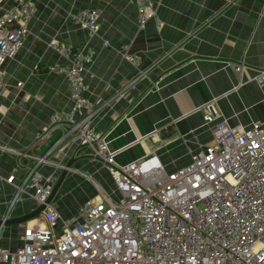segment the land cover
<instances>
[{"label": "crops", "instance_id": "0c3cea01", "mask_svg": "<svg viewBox=\"0 0 264 264\" xmlns=\"http://www.w3.org/2000/svg\"><path fill=\"white\" fill-rule=\"evenodd\" d=\"M15 1L1 0L0 5L8 9ZM155 1V18L141 26L137 0H35L23 46L3 66L0 219L8 208L12 218L35 210L39 205L29 176L37 171L46 177L57 163L72 161L73 172H67L62 184L68 187L67 199L60 195L57 208L53 204L59 216L56 232L78 216L84 203L117 193L93 149L74 141L65 125L52 129L50 153L36 139L38 131L52 127L56 111L73 106L67 78L47 72L68 63L49 47L52 40L92 56L82 73L84 95L95 111L92 125L103 134L117 165L156 153L166 166H183L189 155L212 143L216 122L246 128L264 122V81L259 80L264 71V0ZM93 9L99 13L97 31L69 18ZM236 64L244 65L241 74L234 72ZM44 153L50 165L36 166L34 156ZM44 219L3 227L0 247H22L27 225L42 226Z\"/></svg>", "mask_w": 264, "mask_h": 264}, {"label": "built area", "instance_id": "2783aa9c", "mask_svg": "<svg viewBox=\"0 0 264 264\" xmlns=\"http://www.w3.org/2000/svg\"><path fill=\"white\" fill-rule=\"evenodd\" d=\"M34 3L16 0L8 9L0 5V93L6 80L3 66L23 46L36 13ZM136 7L139 25L155 18V0H137ZM98 17L94 9L69 15L90 31L99 29ZM49 47L68 59L48 70L67 78L73 106L55 112L52 127L38 131L36 139L50 153L52 129L65 125L74 141L93 149L121 197L84 203L60 232L54 230L58 213L48 204V224L27 228L25 244L16 251L0 247V263L264 264V122L248 128L216 122L212 143L174 172L167 171L156 153L117 165L103 134L92 125L95 111L84 95L82 73L91 55L55 40ZM128 59L137 62L135 56ZM244 68L236 64L233 70L241 74ZM259 80L264 81V71ZM38 162L51 163L47 157ZM66 168L57 163L56 171L46 177L37 172L29 176L28 186L38 204L46 203L59 179L58 170Z\"/></svg>", "mask_w": 264, "mask_h": 264}, {"label": "water", "instance_id": "95a60500", "mask_svg": "<svg viewBox=\"0 0 264 264\" xmlns=\"http://www.w3.org/2000/svg\"><path fill=\"white\" fill-rule=\"evenodd\" d=\"M72 165V161H70L67 166L71 167ZM67 170H64L62 172V174H60V178L58 180V182L56 183V185L54 186L52 193L50 195V197L47 199L46 203L49 204L50 202L53 201L55 195L59 192L64 179L66 177L67 174ZM45 204L40 205L39 207H37L35 210H33L32 212H29L21 217H11V210H9L6 214L10 217V218H4L0 220V230L3 229V227H7L9 225H16V224H20V223H25L27 221H30L32 219H34L35 217H38L40 215L43 214V212L45 211Z\"/></svg>", "mask_w": 264, "mask_h": 264}, {"label": "rangeland", "instance_id": "374dc122", "mask_svg": "<svg viewBox=\"0 0 264 264\" xmlns=\"http://www.w3.org/2000/svg\"><path fill=\"white\" fill-rule=\"evenodd\" d=\"M239 65H241V66H243V64H239ZM211 121V120H210ZM213 128V126L211 125V129ZM30 154V153H29ZM41 157H47V159H48V155H47V153H44L42 156H34V160H35V158H36V160H35V162H36V166H37V164H42V163H39L38 162V158H41ZM191 156L189 155V158H190ZM189 161H190V159H189ZM47 164H49L50 165V163H47ZM74 165H76V164H74ZM165 165V164H164ZM171 165V166H170ZM170 165H168V166H166V169H167V171L168 172H174L178 167H174L175 165H177V163L176 162H172ZM180 167V166H179ZM72 173V172H71ZM109 175H110V173H109ZM113 180V179H112ZM113 183H114V181H113ZM115 185V183L114 184H112L111 186L113 187V188H115L116 186H114ZM64 188H66V190L68 189V187H65V185H63L62 187H61V189L59 190V195L52 201V203L54 204V206L56 207V205L58 204V199L60 198V195H62L63 196V198H64V200H66L67 199V196H65V192H64ZM20 191H22V188H20L19 189ZM80 191V189H78V192ZM116 191H117V193H116V195L114 196V198H119V197H121V194H120V192L117 190V188H116ZM68 192V191H67ZM74 193H75V191H74ZM58 201V202H57ZM57 208V207H56ZM8 210H11L10 208H8ZM7 210V211H8ZM7 213V212H6ZM5 213V214H6ZM1 219H4V218H1ZM0 219V220H1ZM4 248V247H3Z\"/></svg>", "mask_w": 264, "mask_h": 264}, {"label": "clouds", "instance_id": "9594fccd", "mask_svg": "<svg viewBox=\"0 0 264 264\" xmlns=\"http://www.w3.org/2000/svg\"><path fill=\"white\" fill-rule=\"evenodd\" d=\"M48 69H49V68H48ZM56 112H57V111H56ZM49 141H50V140H49ZM48 145H49V143H48ZM44 147H45V146H44ZM51 147H52V144L49 146V148H51ZM45 149H46L47 151H49L48 147H45ZM53 150H54V149H53ZM53 150H52V151H53ZM52 151H51V152H52ZM17 153H19V152H17ZM19 154H20V153H19ZM48 159H49V155H48ZM49 160H50V159H49ZM61 164H64V163H61ZM64 165H65L67 168H66V169H63V170H60V171L63 172L64 170H67V171L69 172V171L72 170V168H71V167H68L67 164H64ZM60 171L58 170L59 178H60V174L62 173V172L60 173ZM35 172H37V171H35ZM72 172H73V170H72ZM58 180H59V179H58ZM64 180H65V179H64ZM57 182H58V181H57ZM57 182H56V183H57ZM55 185H56V184H55ZM20 188H22V187L17 188V189H18V192H20V190H19ZM53 188H54V187H53ZM22 191H23V188H22ZM51 193H52V192H51ZM49 197H50V196H49ZM49 197H48V198H49ZM35 200H36V199H35ZM37 203H38V202H37ZM38 205L40 206V205H42V204H38ZM47 205H48V204L45 203V206H46L45 211H46V209H47ZM49 205L53 206V203L50 202ZM39 206H38V207H39ZM53 207H54V206H53ZM10 209H11V208H10ZM8 211H9V210H8ZM8 211H7V212H8ZM45 211L43 212L42 215H40V216H44V218H45V219H44L45 222H43V225L40 226V227H44V226H46V225L48 224V223H47V220H46V217H45ZM56 211H57V210H56ZM79 211H80V210H79ZM40 216H38V217H40ZM58 217H59V216H58ZM35 218H37V217H35ZM35 218H34V219H35ZM32 220H33V219H32ZM28 222H29V221H28ZM65 222H67V221H64V223H65ZM64 223L62 224L61 231L63 230ZM57 225H58V223H57ZM57 225H56V226H57ZM38 226H39V225H38ZM56 226H55V227H56ZM55 227H54V230H55ZM27 228H28V225H27ZM27 228H26V229H27ZM26 229H25V230H26ZM0 232H1V230H0ZM24 232H25V231H24ZM16 250H17V249H16ZM16 250H15V251H16Z\"/></svg>", "mask_w": 264, "mask_h": 264}, {"label": "trees", "instance_id": "16d2710c", "mask_svg": "<svg viewBox=\"0 0 264 264\" xmlns=\"http://www.w3.org/2000/svg\"><path fill=\"white\" fill-rule=\"evenodd\" d=\"M67 46H68V45H67ZM69 47H70V46H69ZM72 49H73V48H72ZM74 50H75V49H74ZM80 52H81V51H80ZM91 57H92V56H91ZM47 72H49V70H48ZM52 138H53V137H52ZM52 138H51V140H52ZM51 140H50V141H51ZM53 140H54V139H53ZM50 145H51V143H49V146H50Z\"/></svg>", "mask_w": 264, "mask_h": 264}, {"label": "bare ground", "instance_id": "6f19581e", "mask_svg": "<svg viewBox=\"0 0 264 264\" xmlns=\"http://www.w3.org/2000/svg\"><path fill=\"white\" fill-rule=\"evenodd\" d=\"M242 72H243V71H242ZM105 167H106V166H105ZM7 217L9 218V216H8V215H5V216H4V218H7Z\"/></svg>", "mask_w": 264, "mask_h": 264}]
</instances>
